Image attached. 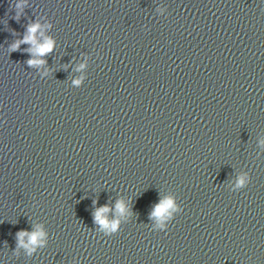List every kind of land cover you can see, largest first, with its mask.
<instances>
[{"label":"water","instance_id":"1","mask_svg":"<svg viewBox=\"0 0 264 264\" xmlns=\"http://www.w3.org/2000/svg\"><path fill=\"white\" fill-rule=\"evenodd\" d=\"M0 264H264V0H0Z\"/></svg>","mask_w":264,"mask_h":264},{"label":"clouds","instance_id":"2","mask_svg":"<svg viewBox=\"0 0 264 264\" xmlns=\"http://www.w3.org/2000/svg\"><path fill=\"white\" fill-rule=\"evenodd\" d=\"M17 7H20V5H17ZM40 28V25L33 24L30 25L28 28V34L24 37V40L22 42L24 43H30L33 45V48L30 49L35 55L43 56L47 53H49L54 46V42L50 38H46L43 43L38 44L35 39V33ZM18 44L13 45V49L15 50L18 48ZM29 65H37L42 64L44 61L42 60H29ZM239 185H243L244 179L241 178L239 180ZM173 200L171 198L166 199L162 201L159 205H157L154 209V212L152 213L153 216L160 217L163 214L167 212L168 209L173 208ZM109 209L107 207L100 208L95 213V220L99 222L101 225H104V227H110L111 229H115L117 225L115 223H112L111 225H108L104 219V214L107 213ZM117 211L123 212L124 211V205L122 203H117ZM45 235V233L41 230H35L32 233L27 232H20L17 234L18 242L20 246H23L25 248H28L29 251L32 250V246L42 244V237ZM28 237L27 243H25V237Z\"/></svg>","mask_w":264,"mask_h":264}]
</instances>
